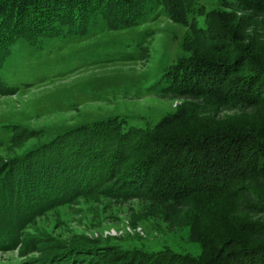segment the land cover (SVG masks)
Returning a JSON list of instances; mask_svg holds the SVG:
<instances>
[{"label":"rangeland","instance_id":"obj_1","mask_svg":"<svg viewBox=\"0 0 264 264\" xmlns=\"http://www.w3.org/2000/svg\"><path fill=\"white\" fill-rule=\"evenodd\" d=\"M196 1L206 13L218 11L222 17L229 39L210 32L214 47L223 50L234 42L242 52L264 59V1L243 11L232 6L234 0ZM146 11L142 24L123 30H110L97 15L83 35L48 38L39 47L19 39L0 66L5 83L0 92V200L15 213L7 232L11 245L0 251V264H115L105 260L140 250L168 249L179 261L186 260L181 255L201 254L185 223L187 207L147 187L124 196L109 188L113 184L75 181L80 178L76 170L35 157L38 148L59 135L103 120L119 119L148 131L181 108L206 115L214 110L222 120L237 114L256 123L264 118L260 108L240 103L214 109L207 97L163 95L158 82L179 57L190 56L184 47L190 33L156 1ZM198 19L207 25L206 15ZM57 168L65 172L60 175ZM261 215L239 213L240 221Z\"/></svg>","mask_w":264,"mask_h":264},{"label":"trees","instance_id":"obj_2","mask_svg":"<svg viewBox=\"0 0 264 264\" xmlns=\"http://www.w3.org/2000/svg\"><path fill=\"white\" fill-rule=\"evenodd\" d=\"M151 1L0 0V66L19 39L39 47L48 38L83 35L97 15L110 30L138 26ZM153 1L190 33L184 43L190 56L179 57L165 70L159 91L207 97L213 99L214 109L221 103L224 107L240 103L264 114V59L242 52L243 47L234 42L223 50L214 47L210 32L229 39L219 12L206 13L196 0ZM234 1L232 6L243 11L264 0ZM202 15H206L205 27L198 19ZM4 84L0 76V92L5 91ZM203 112L181 108L148 131L119 119L103 120L71 129L36 150L35 157H43L44 162L80 173L75 181L113 184L109 188L124 196L137 193L139 186L147 187L157 197L187 207L185 223L201 245L198 257L181 255L186 260L179 261L168 249L140 250L129 257L114 253L106 263L264 264V118L256 123L237 114L222 120L214 110L210 115ZM1 201L4 198L0 200V251L11 245L7 232L15 215ZM241 212L262 215L240 221Z\"/></svg>","mask_w":264,"mask_h":264}]
</instances>
